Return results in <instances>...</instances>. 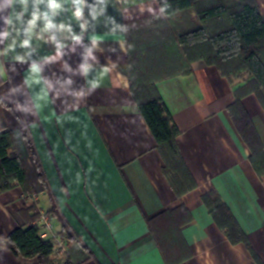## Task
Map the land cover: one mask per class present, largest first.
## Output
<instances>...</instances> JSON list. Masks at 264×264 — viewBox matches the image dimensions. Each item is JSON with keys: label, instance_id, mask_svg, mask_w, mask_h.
<instances>
[{"label": "crops", "instance_id": "0c3cea01", "mask_svg": "<svg viewBox=\"0 0 264 264\" xmlns=\"http://www.w3.org/2000/svg\"><path fill=\"white\" fill-rule=\"evenodd\" d=\"M256 1L264 15V0ZM87 4L97 11L102 7L97 0ZM32 7L30 0L29 13ZM38 7L49 11L46 3ZM64 7L73 9L70 2ZM88 13L85 8L87 31L79 43L65 39L66 32L57 33L58 41L66 45L60 49L62 55H57L56 44L37 40L35 35L31 48H21V34L15 49L0 57V71L6 73V78L0 76V130L6 126L13 131L33 187L30 194L21 187L0 192V264H40L35 258L16 256L6 239L20 227L36 225L41 233L43 217L50 220L51 229L41 236L55 242L54 258L59 261L258 264L247 247L233 244L214 220L204 203V196L211 193L226 204L264 264V173L252 163V149L231 110L241 91L242 107L259 140L255 148L264 155V95L260 99L242 92L244 82L231 84L203 61L192 64L190 75L157 83L180 130L181 155L197 183L196 189L178 197L163 173L156 139L131 93L129 50H121V42L128 47L127 20L141 15L138 7L109 0L96 20ZM49 14L54 24L71 22L73 31L81 34L71 11ZM43 23L38 22L37 31ZM4 30L0 20V32ZM43 35L46 39L47 33ZM93 35L101 38L99 50L92 49L88 56ZM13 36L14 32L0 40V49L7 48ZM27 53L26 63L16 59ZM32 62L42 70L40 85L26 83ZM85 63L92 66L88 81L100 78L101 66L109 68L95 91L82 75L80 66ZM41 88L48 90V96L38 99ZM80 91L88 95L77 97ZM24 127L38 165L28 150ZM32 207L39 214L35 222L29 220L32 214L23 213ZM62 233L76 240L62 238ZM62 241H68L66 251L59 245Z\"/></svg>", "mask_w": 264, "mask_h": 264}, {"label": "trees", "instance_id": "16d2710c", "mask_svg": "<svg viewBox=\"0 0 264 264\" xmlns=\"http://www.w3.org/2000/svg\"><path fill=\"white\" fill-rule=\"evenodd\" d=\"M169 3L171 8L167 18L152 19L146 13L128 19L126 27L128 46L132 45L129 49L131 93L156 139L164 161L163 173L175 194L182 197L196 189L197 183L181 155L180 130L158 91L157 83L179 75H190L192 64L203 61L216 67L231 84L244 82L242 92L255 93L262 99L264 15L256 0H169ZM240 92L231 108L233 119L252 149V163L262 174L264 155L261 149L255 148L254 144L259 140L242 107ZM22 130L28 150L38 165L29 131L25 127ZM246 132H252L253 137ZM17 187L25 193L33 191L14 133L5 126L0 130V192ZM204 203L230 241L244 244L257 263L262 264L222 199L211 193L204 196ZM23 213L32 214L31 222L39 217L33 207L24 209ZM150 226L156 233L153 223ZM61 237L76 240L71 234L62 233ZM6 245L16 256L35 258L40 264H73L70 259L59 261L54 258L55 242L42 238L36 225L14 230L7 237Z\"/></svg>", "mask_w": 264, "mask_h": 264}, {"label": "clouds", "instance_id": "9594fccd", "mask_svg": "<svg viewBox=\"0 0 264 264\" xmlns=\"http://www.w3.org/2000/svg\"><path fill=\"white\" fill-rule=\"evenodd\" d=\"M29 2L30 0H3V2L0 3V13H4L5 10H7L6 14L0 15V20H3V23L5 25V30L3 32H0V40L7 39L10 35H12L13 32L15 33V36L12 37V43L8 45L7 48L0 49V57H6L9 51L15 49V46L17 44L16 37L20 36L21 34H23L24 37L19 41V46L21 48H31V42L33 36L35 35V38L37 40H45V42L56 44L57 55H62L60 49L66 47V45L58 41L57 33L66 32L68 36H66L65 39L70 38L71 40L79 43L81 41L82 34L87 31V21L84 20L85 8L89 9L88 14L91 16L92 20H96L99 15H103L105 13L109 0H97V3L99 5H102V7L99 8V11H97L95 5L87 4V0H32L33 7L30 13L28 10ZM69 2L73 6V9H66L64 7L65 4ZM117 2H122L124 5H135L138 7L139 13L141 15H143V13L146 11L152 19L167 18L169 9L171 8L169 0H151V3H146V0H117ZM42 3H46L49 11H40L38 6ZM153 4H155L156 7H153ZM17 6H19V10H17ZM66 10L71 11V17L79 24L81 34H76L73 31L71 22H61L59 25L53 23L49 13H51V16H55L58 14V12ZM26 14L29 15L30 18L25 21L24 17ZM41 20H43L44 22L43 27L39 29V31H37L38 22ZM124 30L126 31V29ZM43 33H47L46 39ZM91 41L92 46L91 48L87 49L88 56H91L92 49L99 50V43L101 41V38L93 35L91 37ZM131 48L132 45H129L127 48H125L123 42H121V50L123 52L127 53V51ZM28 55H30V53L25 54V56H17L16 59L21 63H26V56ZM92 58L93 60H96V57ZM97 63L99 62L97 61ZM80 67L82 75L85 76L86 83L90 86L91 91H95L101 86L100 78H102L109 72V68L101 66V70L99 73L100 78H95L91 81H88L87 76L89 73V69L92 66L85 63ZM28 71L30 73L31 79L26 80V83L29 84V86L33 84L40 85L43 80V77L41 76L42 70L40 66L37 63L32 62L29 66ZM0 76L6 78V73L0 71ZM49 87H51V85H49ZM41 93L43 95H38V99H42L48 96V90H46L45 88H41ZM75 95L77 97H82L88 94L80 91L75 93Z\"/></svg>", "mask_w": 264, "mask_h": 264}, {"label": "built area", "instance_id": "2783aa9c", "mask_svg": "<svg viewBox=\"0 0 264 264\" xmlns=\"http://www.w3.org/2000/svg\"><path fill=\"white\" fill-rule=\"evenodd\" d=\"M51 229V223L50 220L47 217L42 218V232L41 235L45 237L48 233V231ZM60 247L62 248L63 251H66L67 246H68V241H62L60 242Z\"/></svg>", "mask_w": 264, "mask_h": 264}]
</instances>
